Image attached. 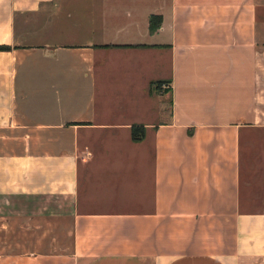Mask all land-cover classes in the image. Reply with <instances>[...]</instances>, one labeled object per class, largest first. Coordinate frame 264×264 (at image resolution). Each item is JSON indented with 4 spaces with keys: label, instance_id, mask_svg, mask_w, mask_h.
I'll use <instances>...</instances> for the list:
<instances>
[{
    "label": "crops",
    "instance_id": "0c3cea01",
    "mask_svg": "<svg viewBox=\"0 0 264 264\" xmlns=\"http://www.w3.org/2000/svg\"><path fill=\"white\" fill-rule=\"evenodd\" d=\"M0 46V264H264V0H0Z\"/></svg>",
    "mask_w": 264,
    "mask_h": 264
},
{
    "label": "rangeland",
    "instance_id": "374dc122",
    "mask_svg": "<svg viewBox=\"0 0 264 264\" xmlns=\"http://www.w3.org/2000/svg\"><path fill=\"white\" fill-rule=\"evenodd\" d=\"M34 42L30 43H38L37 40H32ZM127 56H118L117 59L114 60V73L122 74L119 77H123L122 79H110L106 81V86L104 91H101L100 95L98 94L96 99V108L100 110V107H103L102 112L98 111V119L102 122H111V124L117 123H135V118L137 119L143 113H141L140 109H143V100L142 96L140 95L141 89L139 88V80H137V76L130 75L127 72L128 63L126 61ZM125 63V64H122ZM112 66H110L111 68ZM124 68V69H123ZM109 77L112 76L111 71ZM170 73V68L168 64V71ZM140 79V78H139ZM158 83V82H157ZM155 84V83H154ZM153 84V85H154ZM133 85V86H131ZM159 88L167 87L166 83H158ZM103 99V102H101ZM155 102V106H157V100L152 99ZM168 104V102H166ZM137 127V129H141V126L133 125ZM126 129H117V130H110V131H93V138L96 140L97 138H101L103 140H110L112 136L117 140H122L126 138L129 140L131 138L130 131L131 128ZM146 135V130H145ZM145 138V136H144ZM256 190L260 188L255 187ZM248 197V190L244 186H242V200L243 203H247L246 199ZM260 203H257L255 206L259 208ZM254 207V206H253Z\"/></svg>",
    "mask_w": 264,
    "mask_h": 264
},
{
    "label": "trees",
    "instance_id": "16d2710c",
    "mask_svg": "<svg viewBox=\"0 0 264 264\" xmlns=\"http://www.w3.org/2000/svg\"><path fill=\"white\" fill-rule=\"evenodd\" d=\"M160 25H161V18L159 16H152L150 18V21H149V31L151 34L155 33L159 28H160ZM104 48H126V47H130V46H115V45H107V46H103ZM6 51H10V47L8 46H0V52H6ZM158 83H168L166 81H163V82H158ZM158 83H156V85H158ZM130 137H131V140L133 142H140L144 139V136H145V129L142 127L140 130L137 129V127L133 126L131 128V131H130Z\"/></svg>",
    "mask_w": 264,
    "mask_h": 264
}]
</instances>
